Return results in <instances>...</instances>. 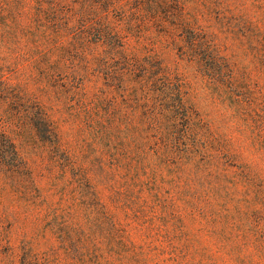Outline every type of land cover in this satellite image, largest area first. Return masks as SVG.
Returning <instances> with one entry per match:
<instances>
[{
	"label": "rangeland",
	"instance_id": "1",
	"mask_svg": "<svg viewBox=\"0 0 264 264\" xmlns=\"http://www.w3.org/2000/svg\"><path fill=\"white\" fill-rule=\"evenodd\" d=\"M14 2L0 0V134L14 150L1 140L0 264H264V147L240 109L264 110V0H175L131 22L128 45L186 79L199 125L166 102L158 132L140 92L107 87L73 20ZM183 24L215 41L235 99L181 54Z\"/></svg>",
	"mask_w": 264,
	"mask_h": 264
},
{
	"label": "trees",
	"instance_id": "2",
	"mask_svg": "<svg viewBox=\"0 0 264 264\" xmlns=\"http://www.w3.org/2000/svg\"><path fill=\"white\" fill-rule=\"evenodd\" d=\"M47 2L48 0H35L31 17L51 12L60 26H68L73 20V34L76 40L83 47H91L94 50L92 59H104L109 69L107 87L113 88L115 93L138 91L143 96L146 103L143 114L147 117L151 130L159 131L160 120L164 115L163 105L166 102L172 107L169 111L173 118L179 117L180 112L187 130L199 126L185 98L186 79L161 67L156 54L128 45V33L131 31L133 20L144 17V11L154 13L164 9L167 13L169 2L175 4V0H134L132 3L130 0H53L52 4ZM16 5L20 7L21 0H15L14 6ZM16 15L21 16L22 12H17ZM181 29L184 34L176 42L181 48V54L188 55L189 62L193 63L196 69H206L209 72L211 76L206 80L207 86L219 87L228 84L222 91L233 98L231 95L237 87V82L232 75H224V58L219 55L215 41L202 30L189 28L187 24H183ZM235 101L238 103V100ZM240 109L245 114L243 119L251 132H256L257 138H262L261 144L264 147V110L253 109L249 103L247 107ZM235 111L238 112L239 108ZM248 115H251L250 122ZM18 117L20 119L23 115L19 114ZM1 140L7 148V153H14L10 138L2 134L0 142ZM35 258L25 256L21 264H36Z\"/></svg>",
	"mask_w": 264,
	"mask_h": 264
}]
</instances>
